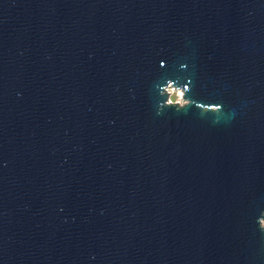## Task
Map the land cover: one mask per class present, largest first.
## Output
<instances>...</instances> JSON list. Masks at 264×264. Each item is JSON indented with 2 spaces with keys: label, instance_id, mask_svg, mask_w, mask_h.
Wrapping results in <instances>:
<instances>
[{
  "label": "water",
  "instance_id": "water-1",
  "mask_svg": "<svg viewBox=\"0 0 264 264\" xmlns=\"http://www.w3.org/2000/svg\"><path fill=\"white\" fill-rule=\"evenodd\" d=\"M0 264H264V0H0Z\"/></svg>",
  "mask_w": 264,
  "mask_h": 264
},
{
  "label": "rangeland",
  "instance_id": "rangeland-1",
  "mask_svg": "<svg viewBox=\"0 0 264 264\" xmlns=\"http://www.w3.org/2000/svg\"><path fill=\"white\" fill-rule=\"evenodd\" d=\"M172 90H174V89H173V88H169V91H172ZM180 91H181V90L171 92V93H170V96H169V99H170L171 101H173V102L179 101V102L183 103V102H184V100H183V94H182V96H181V95L179 94Z\"/></svg>",
  "mask_w": 264,
  "mask_h": 264
},
{
  "label": "bare ground",
  "instance_id": "bare-ground-1",
  "mask_svg": "<svg viewBox=\"0 0 264 264\" xmlns=\"http://www.w3.org/2000/svg\"><path fill=\"white\" fill-rule=\"evenodd\" d=\"M170 88H172V87H170ZM174 90H172V91H169L170 93L171 92H173V91H179L180 89H176V88H173ZM179 94L182 96V94H183V91L181 90L180 92H179Z\"/></svg>",
  "mask_w": 264,
  "mask_h": 264
}]
</instances>
